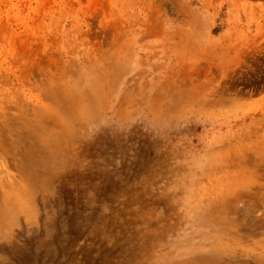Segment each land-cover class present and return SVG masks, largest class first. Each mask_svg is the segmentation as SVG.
I'll return each instance as SVG.
<instances>
[{
    "label": "rangeland",
    "instance_id": "374dc122",
    "mask_svg": "<svg viewBox=\"0 0 264 264\" xmlns=\"http://www.w3.org/2000/svg\"><path fill=\"white\" fill-rule=\"evenodd\" d=\"M0 264H264V0H0Z\"/></svg>",
    "mask_w": 264,
    "mask_h": 264
}]
</instances>
